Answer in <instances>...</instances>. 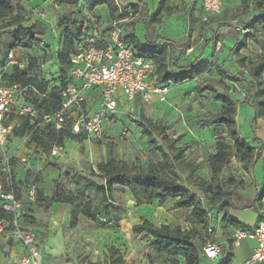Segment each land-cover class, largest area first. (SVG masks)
Instances as JSON below:
<instances>
[{
	"label": "rangeland",
	"instance_id": "obj_1",
	"mask_svg": "<svg viewBox=\"0 0 264 264\" xmlns=\"http://www.w3.org/2000/svg\"><path fill=\"white\" fill-rule=\"evenodd\" d=\"M95 1L12 0L13 15L0 18V72L11 73V68L6 65L7 55L12 51L24 65L19 70L28 71L29 77L38 85L46 84L51 88L63 71L58 55L63 50L66 30L74 34L79 28L83 30L98 24L106 31L116 21L126 19L127 14L135 13L133 19L121 22L124 31L134 35L141 44L163 49L166 55L164 77L166 72L177 77L191 70L197 75L183 83L171 82L164 104L156 99L145 102L140 98L130 103L120 102L115 119L104 126L106 134L102 140L67 139L57 158L36 147L31 134L15 140L12 146L15 155L32 159V166L20 165L18 173L24 175L36 167L33 172L41 173L38 188L43 195L35 204L24 202L20 218L35 234L46 264H112L109 249L113 246L120 251L126 264H172L170 257L158 255L151 249L150 236L134 234L133 226L144 221L158 227L180 226L183 230L193 231L198 245L203 246L209 240L206 230L191 217L189 210L176 208V200H169L162 207L157 202L140 205L133 198L131 200L127 190L117 189L113 192L109 214L115 227L105 230L102 227L106 219L89 220L76 206L90 201L94 205L100 203L101 195L95 185L103 184V179L98 166L107 163L111 157L130 167L143 169L161 162L156 147L167 150L166 141L155 129H152V137L143 134L144 124L138 122L140 118L166 127L168 139L176 141L177 148L187 149L184 162L178 163L179 185L199 196L205 204L208 198L198 189L197 179H211L208 158L216 152L219 135L216 134L217 125L210 121L221 112L223 105L216 99L217 95L226 96L237 104L240 135L255 148L262 147L254 141L255 135L264 145V119L259 118L253 124L254 109L246 101L244 83L223 79L216 69V65H221L228 72L251 80L252 63L264 56V32L251 31L247 26L264 12V0H226L219 16L207 21H204L200 0H169L167 10H161V0H144L142 4L139 0H111V5L116 8L115 17L110 16L108 5L93 6ZM95 105L87 103L89 110ZM254 167L257 194L252 168L246 172L243 165L234 160L221 175L224 196L209 209L217 218L215 232L219 242L231 244V234L238 230L226 220L225 214L240 222L245 230H253L256 223L264 219V212L261 214L264 205L262 201H256L264 189V157ZM33 179L31 177L27 182ZM57 184L66 194L78 196L79 200L74 205L55 204L45 209ZM225 200L233 209L224 213L217 209ZM251 201H256L254 207L246 208ZM74 209L78 224L71 228ZM17 250L0 235V264H18ZM177 259L180 264H185L182 258ZM241 261V255L236 253L231 264H241ZM200 264L216 263L202 258Z\"/></svg>",
	"mask_w": 264,
	"mask_h": 264
},
{
	"label": "trees",
	"instance_id": "obj_2",
	"mask_svg": "<svg viewBox=\"0 0 264 264\" xmlns=\"http://www.w3.org/2000/svg\"><path fill=\"white\" fill-rule=\"evenodd\" d=\"M168 1L169 0L160 1L161 10H167L166 6ZM111 3V0H96L93 6L108 5L110 16L115 17L116 8L111 5ZM13 13L14 7L12 5V0H0V18L11 16ZM247 28L251 31L257 32L261 30L264 32V12L261 16L251 21ZM82 35L83 30L81 28L77 29L74 34L69 30L64 32L65 41L63 50L58 55V60L60 65L63 66V71L57 78V84L53 87L48 88L46 84L38 85L29 77L28 71H21L18 68H12L11 73L4 74V81L7 84L31 85L38 89L39 92L43 94L47 93V97L43 100L33 98V104L38 110H44L46 112L56 110L60 103V95L54 90H61L67 84L70 55L76 52L78 42H80ZM125 39L128 43L133 45L137 56L146 60H151L157 64L160 83H183L187 80L194 79L197 75L196 71L191 70L189 73L177 77L166 72L164 77L162 72L166 70V55L161 47L141 44L134 35H126ZM166 41L168 44L169 40L166 39ZM184 53L185 51L182 50L181 55ZM216 69L223 79L244 83L246 88V101L254 109L255 117L253 124L255 125L259 118L264 119V56L257 62L252 63L249 69L252 81L228 72L225 68L221 67V65H216ZM216 99L221 101L223 105L221 112L215 115L210 121L217 125L216 134L219 135L216 152L211 154L208 158L211 179L210 181H205L202 178L197 179L198 189L208 198L206 204L199 196L179 185V177L177 175L178 163L184 162V155L187 149L183 147L177 148V142L168 139L166 127L161 125L156 126L149 120L143 121L140 119L138 122L144 124L143 134L152 137V129H155L158 135L163 136L166 141L167 150L156 147V150L162 158L161 162L156 166L152 165L148 167V169H143L130 167L128 163L119 162L111 157L107 163L98 166V172L103 179V184L95 185L97 191L101 195L100 203L94 205L90 201L83 206L78 204L76 208H81V214L89 220L96 221L98 218L100 220L106 219L107 222L104 223L102 227V229L105 230L115 227L113 225L114 223L109 218V214L113 206L111 204L113 201V192L117 189L127 190L132 198L140 205H153L157 202L158 206L162 207L169 200H176V208L189 210L191 217L195 218V220L203 225V228L206 230V236L209 238L207 231L209 225L212 224L215 231L218 223L216 221V216L209 209L217 200L222 199L224 196L221 175L231 166L234 160L239 161L243 165V170L248 172L250 168H253L263 158L264 146L263 140L257 137L255 133L254 141L258 144H262L260 149L251 146L247 139L240 135L236 121L237 104L235 101L223 95H217ZM30 130V121L26 120L22 128L15 132V136L23 137ZM225 134L227 136H224ZM32 136L36 147L42 148L44 151H49L54 144L63 147L64 141L67 139L72 141H85L87 139L82 135L73 134L69 130H62L56 133L49 128L41 131L38 130L34 132ZM227 139H229L230 142H226ZM40 174V172L34 173L33 171H26L24 175L20 174L18 177V184H20L21 189L18 194L22 196V194L26 192V188L29 184H36L38 186ZM31 177H34L33 181L27 182ZM42 196V192L38 188L37 201L35 203H37L39 199L42 200ZM263 197L264 189L261 195L257 197L256 201H261ZM78 200V196L66 194L61 186L57 184L50 202L45 205V209H50L55 204L74 205ZM256 201H252L246 208H253ZM229 209H233V207L230 202L225 200L223 202L221 201L217 210L225 213ZM209 212L213 215L212 223H210L207 218V213ZM225 217L226 220L238 230H245L240 222L229 219L226 214ZM10 218V215L0 210V221ZM19 219L21 224L25 225L24 220L21 218ZM77 224L78 216L77 211L74 209L71 212L70 227L74 228ZM133 233L136 235L147 234L150 236L149 244L151 249L158 255L170 257L172 259V264H180L177 258H182L185 264H200L201 259L205 258L203 256V248L209 241H205L204 245L200 247L193 231L183 230L180 226L171 227L169 225H162L158 227L150 221H144L142 224L133 226ZM109 251L111 253L112 264H126L123 256L116 247H111ZM223 254H225V251ZM231 261V257L229 256V258L221 259L216 262V264H230Z\"/></svg>",
	"mask_w": 264,
	"mask_h": 264
},
{
	"label": "built area",
	"instance_id": "obj_3",
	"mask_svg": "<svg viewBox=\"0 0 264 264\" xmlns=\"http://www.w3.org/2000/svg\"><path fill=\"white\" fill-rule=\"evenodd\" d=\"M143 1L139 0L141 4ZM225 1L202 0L204 21L219 15ZM133 14H127L126 19L116 21L106 31H102L98 24L83 29L76 52L70 55L67 84L61 90H54L60 95L56 110H38L32 99L43 100L48 94L31 85L7 84L4 73L0 72V210L11 216L0 221V235L8 242L21 246L23 252L18 264H46L35 234L19 219L23 203H35L38 190L36 184H29L22 196L18 194L21 186L18 184L20 174L17 167L32 166L30 157H18L12 149L14 141L20 140L15 132L22 128L24 122L30 121L31 130L27 134L33 135L38 130L49 128L56 133L69 130L87 139L100 141L106 134L105 124L115 119L120 102L130 103L139 98L145 102L156 99L163 104L167 101L171 84L160 83L157 64L137 56L133 45L125 39L127 34L122 24L133 19ZM7 56L6 68H24L14 52L10 51ZM91 92L99 95L94 111L87 107ZM61 149L54 144L49 155L57 158ZM34 168L27 171H35ZM207 218L210 223L213 222L212 213H207ZM207 231L209 241L203 248V256L212 262L229 258L231 244L216 241V230L212 224ZM230 238L235 245L241 240L255 242L251 258L243 264L264 263V219L253 230H237Z\"/></svg>",
	"mask_w": 264,
	"mask_h": 264
},
{
	"label": "crops",
	"instance_id": "obj_4",
	"mask_svg": "<svg viewBox=\"0 0 264 264\" xmlns=\"http://www.w3.org/2000/svg\"><path fill=\"white\" fill-rule=\"evenodd\" d=\"M201 2L202 0H200V5H201ZM226 3V2H225ZM202 10V9H201ZM219 16V15H217ZM215 16V17H217ZM183 50V49H182ZM88 103H96L95 105V108L97 107L98 103H99V95L97 92H91L89 94V97H88ZM95 108L92 110L94 111ZM264 149V147H263ZM263 157H264V151H263ZM235 162H237L238 164H241L239 161L235 160ZM252 173H253V178L256 180L255 182V188H256V194L258 192V184H257V177H256V173H255V167L252 168ZM262 181L264 183V176L262 177ZM38 187V186H37ZM130 195V194H129ZM131 196V195H130ZM131 200H132V196H131ZM135 201V200H134ZM134 201H131V202H134ZM262 205H264V197L262 198ZM252 202V201H251ZM232 210V209H231ZM264 211L261 212V214L263 213ZM263 218H264V213H263ZM258 222V221H257ZM257 224V223H256ZM217 231V229H216ZM216 238H217V235H216ZM231 240V239H230ZM216 241L219 242V240L216 239ZM226 242V241H224ZM222 243V242H221ZM13 245H15V247L18 249V259L20 258L23 250L21 248V246L17 243H13ZM255 245V242L252 241V240H241L238 244H234V243H231V253H230V257H231V260L234 258L235 254L239 253L241 255V264H243L247 259L251 258L252 256V253H253V247ZM209 261V260H207ZM212 262V261H210ZM216 263V262H215ZM231 264V263H230ZM263 264V263H262Z\"/></svg>",
	"mask_w": 264,
	"mask_h": 264
}]
</instances>
